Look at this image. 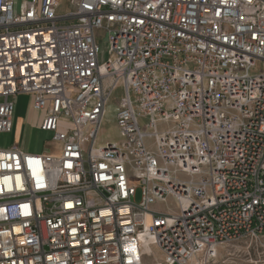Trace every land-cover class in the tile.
<instances>
[{"label":"built area","instance_id":"2783aa9c","mask_svg":"<svg viewBox=\"0 0 264 264\" xmlns=\"http://www.w3.org/2000/svg\"><path fill=\"white\" fill-rule=\"evenodd\" d=\"M68 5L0 0V134L26 95L59 146L0 148V264H216L221 248H264V0ZM117 88L120 140L99 143Z\"/></svg>","mask_w":264,"mask_h":264},{"label":"rangeland","instance_id":"374dc122","mask_svg":"<svg viewBox=\"0 0 264 264\" xmlns=\"http://www.w3.org/2000/svg\"><path fill=\"white\" fill-rule=\"evenodd\" d=\"M58 8L57 12L59 15H64L69 11V0H57ZM67 23V22H64ZM96 41L99 46L100 54L99 61H105L107 57L108 50V40L107 34L104 31L99 30L96 33ZM122 98L120 88H117L110 99L107 102L106 111L100 126V130L97 137V142L105 143L110 141H119L120 137L118 130L115 126V109L118 106L119 100ZM30 99L26 95H20L15 99V113L17 117L24 118L26 111L29 107ZM170 125L159 124V128L169 127ZM16 136L14 135V138ZM13 138V139H14ZM20 142L21 139L18 137ZM16 139V138H15ZM150 142V141H149ZM2 143H6V140H3ZM40 145H51L48 137L40 136L34 138L31 141V147H37ZM149 147L151 145L149 144ZM140 199V189L137 184L135 202H139ZM154 210H163L161 206H154ZM157 259H160V255L155 252ZM216 264H264V248H262L258 243L246 242L243 244H235L227 248H221L218 250V261Z\"/></svg>","mask_w":264,"mask_h":264},{"label":"crops","instance_id":"0c3cea01","mask_svg":"<svg viewBox=\"0 0 264 264\" xmlns=\"http://www.w3.org/2000/svg\"><path fill=\"white\" fill-rule=\"evenodd\" d=\"M26 1L29 0H14L16 10L23 6ZM14 113L12 117L11 132L8 134H0V148H7L11 145H16L22 150L30 153L42 154L48 152L52 155H56L58 153L59 146L52 141V133L43 132L38 128V125L43 117L42 113L32 110L30 106L28 107L24 118L17 117ZM14 135L16 136V139L14 138ZM40 136L48 137L51 145L31 147V141ZM18 137H20L21 142ZM3 140H6V143H2Z\"/></svg>","mask_w":264,"mask_h":264}]
</instances>
